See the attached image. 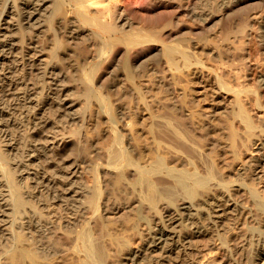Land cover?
Segmentation results:
<instances>
[{
    "label": "rangeland",
    "instance_id": "1",
    "mask_svg": "<svg viewBox=\"0 0 264 264\" xmlns=\"http://www.w3.org/2000/svg\"><path fill=\"white\" fill-rule=\"evenodd\" d=\"M231 1L112 0L103 16L97 8L80 13L83 19L91 17L98 26L87 19L84 24L77 22L80 32L76 38L54 32L53 24L43 19V12H36L29 23L9 20L13 28L6 33L17 43L18 51L28 49L40 54L26 62L24 68L28 82L41 91L29 95L34 100L42 98L44 82L51 81L49 74L37 65L50 66L53 55H63L69 65L77 63V77L81 79L85 70L95 75L92 57L95 60L98 51H111V46L105 45L107 38L123 49L105 80L94 81L91 87L94 111L102 104L106 112L102 110V114L86 122L85 102L75 99L69 91L60 97L67 102L63 110L44 113L56 116L58 121L54 130L44 134L45 142L36 144L49 152L60 150L62 140L68 142L71 134L77 132L75 148L67 151L63 159L69 162L70 169L76 164L73 170L78 173L73 177V187H80L83 194L77 204L87 205L85 201L93 198L99 207L94 213L91 206L86 208L81 219L90 217L89 242L101 247L102 255H82L61 264H131L130 254L145 248L150 233L167 219V206L175 205L179 198L203 207L204 219L198 222L203 232L190 234L186 244L170 241L165 251H144V264H260L257 249L264 243V0L222 11ZM11 3L12 0H1L6 6L4 10L0 7L2 32L6 31L1 25L3 19L14 10L9 9ZM60 17L62 25L77 18L68 7H64ZM209 17L213 20L204 25ZM39 23L43 26L34 36ZM103 25L106 34L100 32ZM1 40L5 38L0 36ZM151 44L156 45L155 50L135 61L126 59L123 64L127 49ZM0 53L10 55L8 50ZM18 60L23 64L24 60ZM13 64L9 60L4 67ZM47 86L49 91L67 87L53 82ZM69 117L76 119L71 121ZM120 117L130 126L124 125L122 133H112L110 121L118 126ZM36 122L34 119L30 125ZM13 142L0 138L4 154ZM119 146L131 167L108 169L105 165L111 168L109 162L116 161L110 154ZM11 152L7 153L8 165L22 163L23 150L15 157ZM170 155L175 158L169 160ZM135 165L141 167L149 185L146 181L137 183V176L130 169ZM36 168L43 170L42 166ZM34 171L15 173L20 184L15 188L22 187L24 191L25 186L24 201L31 196L36 198L43 188L29 190L27 184L33 182L27 178ZM178 176L186 182L199 181L192 194L181 188ZM0 179L5 178L0 175ZM230 186L235 206L214 225V204L220 203L222 192ZM63 212L53 216L54 236L67 242L68 232L61 226L71 220L74 207L70 214ZM102 212L103 225L98 219ZM36 216L40 218V213ZM2 218L5 222L0 221V229L6 231L0 232V259L12 247L8 222L11 218ZM15 225L22 230L20 218ZM50 225L37 227L47 245L44 249L54 243L48 233ZM109 225H123L125 231L108 239ZM184 226L191 231L189 225ZM40 250L41 247L32 248L31 253Z\"/></svg>",
    "mask_w": 264,
    "mask_h": 264
},
{
    "label": "bare ground",
    "instance_id": "2",
    "mask_svg": "<svg viewBox=\"0 0 264 264\" xmlns=\"http://www.w3.org/2000/svg\"><path fill=\"white\" fill-rule=\"evenodd\" d=\"M48 1L50 0H12L9 9L13 8L14 10L9 11L8 17L3 19L1 23V25H5L6 31L2 32V30H0V36L5 38V40L0 41V52L8 50L10 55L8 56L0 53V138L4 137V140L14 141L8 149L9 153L11 151L15 152H11L13 157H15L19 151L23 150L20 156V160H22L21 162L23 164L17 161L13 167H10L7 163L8 152L4 154L0 148V166L2 167V169H0V175L5 178L4 181L0 179V221L3 223L5 222V219L2 218L4 215L11 218L8 221L10 222V240L8 238L7 240H9L12 245L11 249L0 259V264H13L17 261L23 262V264H61L66 259L73 260L74 258H80L82 255L91 258L93 254L100 257L103 253L101 247L97 248L89 242L90 217L88 220L81 219L86 208H90V206L93 213L97 212L99 209L98 204L93 202V198H89L87 202L85 201L87 205L77 204L82 201L81 198L83 194L80 187H73V184L76 183L73 177H76L78 173L77 170H73L76 164L70 169V167L67 166L69 162L63 159L67 151L75 148L74 145L76 143L74 140L78 138L77 132L71 134L73 138L71 136L68 142L63 139L61 142V149L53 152H49L45 147H40L36 143L45 142L44 134L54 130L55 124L58 121L56 116L52 117L44 113L51 110L56 112L63 110L67 102H62L63 100L60 97L67 95L69 91L72 92L75 99H81L85 102L87 110L85 116L86 122H90L99 114H102V110L106 112L102 104L98 111H94L91 102L94 92L91 87L94 81L101 83L105 80L106 73L111 70L115 60L121 55L123 49L107 38L105 40V45L111 46V51L108 53L103 49L98 51L95 55V60L94 57H92L96 64L95 75L91 76L85 70L81 73V79L77 77L79 76L77 73V70H79L77 63L75 65H69L63 55H53L49 61L52 62L50 66L44 67L42 63L37 65L39 68L45 70L44 73L49 74L51 80H44L46 88L43 90L42 87V98L39 100L29 98L30 94L35 92L41 93V91L37 89L34 84L28 82L29 80L26 77L27 72L24 68L26 62H31L33 58H39L40 54L28 49L18 51L19 47L17 43L11 35L6 33L13 28L9 20L13 18L21 22L24 20L26 23H29L32 21L36 12H43L45 13L43 19L53 24L54 32L58 34L64 33L70 38H76L80 32L77 22L84 24L87 19L90 20L93 26H98V23L94 22L91 17L83 19L84 15L80 13L83 11L85 12L87 8H97L102 15L104 11L107 10L108 4L112 0H107V2L105 0H51L49 7L47 5ZM249 1L254 0H232L222 8V11H226L232 7H239ZM4 2H6V0H4ZM0 7H2L3 10L6 7L5 4H1V0ZM64 7H68L70 12L77 16L74 21H69L66 25H62L60 17ZM212 20V17L205 19L204 25ZM42 26V23L37 25L35 28L36 30L33 31L34 36H36L34 32L40 30ZM99 29L102 34L107 33V28L104 25L100 26ZM155 48L156 45L154 44L129 48L126 50L123 64L126 65V59L135 61L142 58L145 53L152 52ZM18 59L24 60V62H22L23 64L20 65ZM9 60L11 63H14L12 67H4L5 62ZM56 62H59L60 66L57 65ZM37 79L40 80L41 77H37ZM51 82L63 87L67 85V87L49 91L50 87L48 88L47 85ZM52 95H55V98H52ZM34 119H37V122L30 125V122ZM75 119L69 117L71 121ZM124 120L125 119L120 117L118 126L114 125L112 123L113 121H110L112 133H114L115 130L117 133H122L124 125L130 126L128 121L125 122ZM110 155L115 157L116 161L109 162L111 168L105 165L108 169L117 170L118 168H123L126 170L128 167H131L125 162L126 154L122 147L119 146L116 151ZM47 158H51V160L46 161ZM174 158V156L170 155L169 160ZM159 163L162 162L159 161ZM100 165L102 166L103 164L101 163ZM37 166H42L43 170L39 171L36 168ZM98 167L102 168L99 165ZM30 169L35 171L31 173L32 177L27 178V180L33 182V185H29V183L26 182L28 183V187H30L29 190L33 191L36 187L43 188L39 191L36 198L31 196L24 201L23 195L26 193L25 186H23L24 191L22 187L20 190L15 188L16 185H20L17 184L15 173L25 170L29 172ZM130 169H133V175L135 172L137 183L143 181L148 183L141 167L135 165ZM105 170L107 169L105 168ZM180 176H178V179L181 181V188L188 194H192L196 186L195 183L199 181L189 180L186 182L181 180ZM119 177L122 178L123 174H120ZM59 178H64L69 181L65 183ZM238 185H235L237 186L235 188L242 189V187ZM4 189L5 192H2ZM44 189L46 190L44 191ZM231 191L232 188L225 189L222 192L220 203L214 204V215L211 216L214 219L212 224L215 225V223L220 221L229 210H232L231 207L235 206ZM152 197H154V195H152ZM27 203L28 206L26 205ZM28 207L32 208L31 211ZM71 207H74L75 213L70 215L71 220L61 226L65 227V230L68 232L66 233L67 237H65V241L67 240V242H64L63 239L54 236L55 220L53 216L56 217V213L59 214L61 210L64 211L63 213L66 212L70 214L69 211ZM202 211H204L203 207L195 205L186 198H179L175 205H168L167 214L165 215L167 219L164 220L162 225L155 228L150 233L144 249L134 250L130 254L128 259L131 264H144V262H142V253L144 251H165L170 241H176L178 244H186L191 239L190 234L194 235L203 232V227L198 226L200 219H204ZM36 213H40V218L36 216ZM104 214L105 213L102 212L98 218L101 224L105 221L103 220ZM17 218H20L22 230L24 229V232L15 225ZM210 222L211 220H209V223ZM46 224H51L48 233L54 237L53 246H49L48 249L46 248L47 245L44 237L39 235L37 229L38 226L43 227L46 226ZM185 224L190 226L191 231L184 226ZM3 231H6V229H0V232L3 233ZM124 231L125 226L123 225L116 227L109 225L107 227L108 239H110L109 237H111V235H118ZM44 245L46 246L45 249L43 248ZM37 247H41V250L35 253L36 255L32 254V248ZM56 248L59 250L55 251ZM257 250L261 256L259 259L260 264H264V243L260 244Z\"/></svg>",
    "mask_w": 264,
    "mask_h": 264
}]
</instances>
